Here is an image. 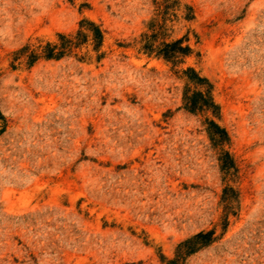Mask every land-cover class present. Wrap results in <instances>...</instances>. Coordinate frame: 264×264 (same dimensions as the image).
Wrapping results in <instances>:
<instances>
[{
	"label": "rangeland",
	"instance_id": "obj_1",
	"mask_svg": "<svg viewBox=\"0 0 264 264\" xmlns=\"http://www.w3.org/2000/svg\"><path fill=\"white\" fill-rule=\"evenodd\" d=\"M0 264H264V0H0Z\"/></svg>",
	"mask_w": 264,
	"mask_h": 264
},
{
	"label": "trees",
	"instance_id": "obj_2",
	"mask_svg": "<svg viewBox=\"0 0 264 264\" xmlns=\"http://www.w3.org/2000/svg\"><path fill=\"white\" fill-rule=\"evenodd\" d=\"M88 26L90 27V31L92 32L93 35V40L96 43V45H100L103 39L102 33L100 32V30L94 26L93 23H88ZM59 38L62 41V44L57 47H50L47 46L44 49V57L46 59H59L60 57L63 56V53L65 51V49L67 48H71L72 46H76L78 44H80L81 42L86 41L87 36L84 35L81 32H78L77 35L75 36L74 39H67L65 36L63 35H59ZM180 41L172 44V45H166L162 50L158 51V55L167 60H173L177 57V55L179 54H183L186 55L189 53V49L188 48H181L180 47ZM147 50H151V48H147ZM33 58V61L35 60L34 56H31ZM190 72L192 73L193 76H191L190 79L196 81L199 85H206V89L205 92H197L195 94H193L190 97H186V103H185V108L187 111L189 112H202V111H208V110H212V112L214 114H218V107L214 105L212 97L210 95V86L208 85L207 80L205 79H200L196 76V74H194V72L192 70H190ZM209 124L211 125V127L214 129L215 131V135L217 136V141L222 143L225 141H228V136L227 133L224 130H220L218 128L217 125H215L213 122H209ZM222 167L226 170H229V168H231L233 166L232 160L230 158V156L228 154H224V159L222 160ZM212 233H208V234H197L196 237H194L193 240L191 241H187L186 243H184L182 245V248L180 249V255H188L191 254L192 252H194L196 250V246L198 245L199 242H197L198 240H205L210 242V237H211Z\"/></svg>",
	"mask_w": 264,
	"mask_h": 264
}]
</instances>
